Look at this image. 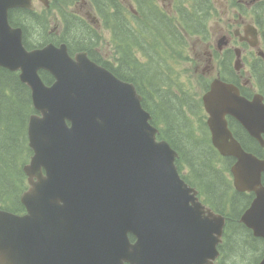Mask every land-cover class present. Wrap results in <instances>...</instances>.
Instances as JSON below:
<instances>
[{
	"label": "water",
	"instance_id": "water-1",
	"mask_svg": "<svg viewBox=\"0 0 264 264\" xmlns=\"http://www.w3.org/2000/svg\"><path fill=\"white\" fill-rule=\"evenodd\" d=\"M19 6L33 9L32 0H0V65L21 69V80L32 88L42 113L30 118L35 154L25 166L31 183L39 176L42 192L32 187L23 194L29 215L1 220L0 243L8 252L0 251V264H211L219 254L225 217L207 209L196 189L180 178L178 153L168 141H157L158 128L134 84L84 52L73 60L66 45L27 52L21 28H12L8 20V10ZM41 68L56 77L52 86L40 77ZM204 102L213 142L223 154L238 158L232 168L238 189L257 194L243 220L264 236V160L245 152L226 120L227 114L235 116L261 140L264 105L219 79ZM77 198L85 200L83 211ZM63 199L66 216L53 215ZM34 203H45L42 213L36 215ZM35 225L55 237L53 252L35 251Z\"/></svg>",
	"mask_w": 264,
	"mask_h": 264
},
{
	"label": "trees",
	"instance_id": "trees-1",
	"mask_svg": "<svg viewBox=\"0 0 264 264\" xmlns=\"http://www.w3.org/2000/svg\"><path fill=\"white\" fill-rule=\"evenodd\" d=\"M105 3L107 0H103ZM138 10L137 14H132L127 11L124 4L120 1V12L116 13V23H119V30L125 36L121 38V34L115 36V57L118 61V66L114 69L117 75L132 81L141 86V92L149 100L157 112V118L154 117V124L159 125L158 114L164 107V102L170 104L169 115L172 121L177 120L172 108L175 107V102L167 99L166 94L151 93L148 90L147 76L150 71L153 72V85L160 86L173 80L172 76L163 70L168 67L173 60L177 58H184L187 52L188 35L199 34L202 32L197 27L201 23L197 11L189 8L179 9V14H168L161 8L156 6V0H134ZM116 4V0H112ZM54 8L63 11L62 0H53ZM66 4V3H65ZM53 9V8H52ZM51 11L44 10L42 13L31 11L28 9L12 10L10 12V21L13 25H21L25 31V42L28 46L33 47L31 40V31L33 28L44 31L48 29L49 19L48 14ZM139 21L151 23L150 32L143 31L140 28L136 33H130V28L125 22ZM161 24V25H160ZM74 36L76 37L80 32L75 29ZM67 41H69L66 38ZM84 41L85 39H81ZM83 45H89L88 50L93 55L95 44L89 42H81ZM145 57L142 61L137 52ZM45 80L50 82L51 75L43 72ZM146 87V88H145ZM156 91V88H153ZM152 98H151V97ZM147 106V102L145 101ZM176 109V108H175ZM180 113V109L177 110ZM34 112L33 101L31 97V90L27 84L20 80L19 73L11 71L0 66V200L9 206L10 201H16L23 189V182L26 180L23 166L26 164L32 154V150L28 145L27 127L30 115ZM162 113V112H161ZM179 115V114H178ZM159 118V119H158ZM165 120V119H164ZM168 124V122H165ZM201 128H204V123ZM173 134L174 140L170 136ZM161 135L168 139L174 147L180 152L178 162L183 167L187 164L191 167L193 164L200 162L197 156L201 153H206L208 149L206 144L201 145L192 141H186L178 136L176 131L170 132L163 129ZM189 135L193 136L192 129L189 130ZM245 136L244 134H242ZM239 134V137L244 143H247L245 138ZM246 137V136H245ZM201 140L207 139L206 133H201ZM210 145V144H209ZM191 162V165L189 164ZM202 169L201 181L203 185H208L213 194L219 193L223 188H220L221 179L216 171L204 166ZM192 168V167H191ZM193 184L198 182L192 179ZM195 182V183H194ZM226 190H223V192ZM221 201L224 204H219L225 210L229 206L234 209L236 206L240 208L235 209L238 212L246 203L239 201L243 198H238L234 203L226 199L223 193H220ZM229 203L230 205H227ZM219 208L224 211L221 207ZM239 218V214L235 215ZM234 215H232V220ZM230 224V223H229ZM227 225L225 242L233 239L234 242L230 247L234 249V255L226 251V245L223 248V255L225 261H232L234 264L244 263L245 255L257 252V243L254 241L251 233L246 232L245 228L239 223L232 222ZM230 237V238H229ZM256 260V258H255Z\"/></svg>",
	"mask_w": 264,
	"mask_h": 264
},
{
	"label": "flooded vegetation",
	"instance_id": "flooded-vegetation-1",
	"mask_svg": "<svg viewBox=\"0 0 264 264\" xmlns=\"http://www.w3.org/2000/svg\"><path fill=\"white\" fill-rule=\"evenodd\" d=\"M230 6H233L232 13L235 16L237 26L235 28L223 27L225 30L219 37L217 44L206 45V65L204 70L217 71V76H221L222 72L227 71L228 75L240 85L242 92L252 98L256 92L264 91L259 85H253V79L264 69V0H227ZM208 6L207 13L209 16L206 21V28H209V22L212 18L214 4L211 0H205ZM197 9L204 10L205 6L196 5ZM229 21H233L230 18ZM227 45H222L225 40ZM230 55V60L226 59ZM229 60V66L227 61ZM246 91V92H245ZM252 138V137H251ZM254 139V138H252ZM255 150V146L246 143ZM261 156L264 148L262 146ZM223 185H220V188ZM26 209L17 213H25Z\"/></svg>",
	"mask_w": 264,
	"mask_h": 264
},
{
	"label": "rangeland",
	"instance_id": "rangeland-1",
	"mask_svg": "<svg viewBox=\"0 0 264 264\" xmlns=\"http://www.w3.org/2000/svg\"><path fill=\"white\" fill-rule=\"evenodd\" d=\"M211 1L214 4V8L212 9L213 15L209 22V32L206 33L207 38L203 42H206V44L210 43L214 45L217 43L218 37L225 31L223 29L225 25L228 27L226 28V30H228L229 28L232 29L235 28L237 26V23L235 20V16L232 13L234 7L230 6L227 0H211ZM160 2L163 6H167V7L171 6L172 4V0H161ZM34 3L36 5V8L38 9L43 7V4L39 0H35ZM74 8L77 10L78 8L77 5ZM88 9L89 6L84 8V11ZM230 18H233V21H229ZM52 25L53 27L56 26L55 24H53V22ZM56 30L60 31V28L56 26ZM203 42L197 41V37H192L190 39L187 59H185L182 63L183 69L188 68L187 75H189L190 77L184 76L183 78H179L177 80V83H175L174 80L172 84V88L177 95H180L182 91H187L195 99L196 102L198 101L199 97L204 93V88L202 85L203 82H209L216 75V72H211V71H206L205 73H203L201 67L199 66V62L205 63V59H206V55L204 53L206 49V44H203ZM103 47L106 50L109 49V45H107V41L103 42ZM256 82L257 79L255 78L254 83ZM165 106L166 109L164 111V115L171 119L168 113L170 104L167 103L165 104ZM172 110L177 117L178 125L189 126L193 122L196 126L200 127L199 121L203 118V112L201 110L196 111V113H190V119L192 120V122L188 118H184L183 116L178 115L179 113L177 109H175V107H173ZM167 121L169 124L170 121L169 120ZM171 130L176 131L178 133V136L185 139L186 141H192L180 135L178 129L175 126H172ZM205 155H206L205 153H201V155L197 156V158L200 159L201 156L203 157ZM215 156L216 155L214 154V157ZM201 168L205 169L204 166H201ZM184 172L187 175L189 174L186 168L184 169ZM260 247L262 246L260 245ZM244 257H246V261L249 264H256V260L253 259L249 253Z\"/></svg>",
	"mask_w": 264,
	"mask_h": 264
}]
</instances>
